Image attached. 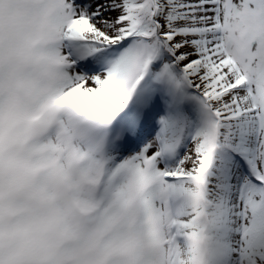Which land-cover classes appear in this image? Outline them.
Here are the masks:
<instances>
[{"label":"snow or ice","instance_id":"1","mask_svg":"<svg viewBox=\"0 0 264 264\" xmlns=\"http://www.w3.org/2000/svg\"><path fill=\"white\" fill-rule=\"evenodd\" d=\"M0 264H264V0H0Z\"/></svg>","mask_w":264,"mask_h":264}]
</instances>
